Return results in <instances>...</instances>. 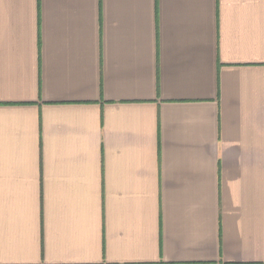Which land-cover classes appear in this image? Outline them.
I'll use <instances>...</instances> for the list:
<instances>
[{
	"label": "crops",
	"instance_id": "1",
	"mask_svg": "<svg viewBox=\"0 0 264 264\" xmlns=\"http://www.w3.org/2000/svg\"><path fill=\"white\" fill-rule=\"evenodd\" d=\"M0 264H264V0H0Z\"/></svg>",
	"mask_w": 264,
	"mask_h": 264
}]
</instances>
